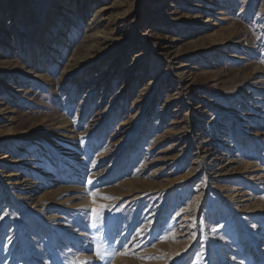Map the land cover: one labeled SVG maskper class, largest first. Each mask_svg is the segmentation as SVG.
<instances>
[{"label": "rangeland", "instance_id": "1", "mask_svg": "<svg viewBox=\"0 0 264 264\" xmlns=\"http://www.w3.org/2000/svg\"><path fill=\"white\" fill-rule=\"evenodd\" d=\"M87 2L0 0V264H264V0Z\"/></svg>", "mask_w": 264, "mask_h": 264}, {"label": "bare ground", "instance_id": "2", "mask_svg": "<svg viewBox=\"0 0 264 264\" xmlns=\"http://www.w3.org/2000/svg\"><path fill=\"white\" fill-rule=\"evenodd\" d=\"M100 0H88L87 4H85V9L82 10V8L80 9L79 13L81 14V16L84 15V13L89 14V18H88V22H87V30H88V37H89V43H88V48L87 51L85 53L86 59L88 58V56H91L94 52H97L98 50H100V45H101V40L102 39H106L108 38V36H106L105 32H106V25H105V14H104V9L105 7L103 5H99ZM13 4V3H11ZM14 9V8H13ZM9 10V9H8ZM7 11V10H6ZM2 12V10H1ZM11 20V19H10ZM113 21L112 19H110ZM13 21V20H12ZM12 21H10V23H12ZM115 22V21H114ZM13 25V24H12ZM11 24H9V26L7 27L8 31L10 33H16L15 32V28L14 26H12ZM112 30V29H110ZM114 30V29H113ZM110 32V31H109ZM17 35V34H16ZM110 37V36H109ZM72 42V41H71ZM76 43V42H75ZM74 46V45H73ZM77 47V46H76ZM74 49V48H73ZM72 50V49H71ZM75 52V51H73ZM79 52V51H78ZM74 56V55H72ZM83 57V58H84ZM92 57V56H91ZM85 59V58H84ZM84 59H81L79 57L75 58L71 57V62L69 64L70 68L67 70H64V73L61 74V80H65L66 78L69 77L70 73H73L74 71H72L71 69L75 68V67H82L84 64L87 63V60L85 61ZM41 147L40 143L35 141L33 143L32 148H39ZM58 149V143L54 142L50 149ZM69 155V154H68ZM29 190V189H28ZM64 190V189H63ZM254 231V230H253ZM258 231V230H257ZM256 231V232H257ZM260 233V232H259ZM262 237V236H261ZM238 245H236V243H234L233 245H231L229 247L230 250L227 251V254H232L237 250ZM249 253H254V255L256 254L257 256H259L260 254H262L264 252V250L261 248L260 245L252 243L247 250ZM244 248H243V253H242V257L245 258V260L247 259V257L249 256H244ZM231 257V256H230ZM260 257V256H259ZM254 258V256H253ZM251 259V258H250ZM232 259L229 260V262ZM248 261V260H247ZM254 263L257 261L256 258L253 259ZM259 263V262H258Z\"/></svg>", "mask_w": 264, "mask_h": 264}, {"label": "snow or ice", "instance_id": "3", "mask_svg": "<svg viewBox=\"0 0 264 264\" xmlns=\"http://www.w3.org/2000/svg\"><path fill=\"white\" fill-rule=\"evenodd\" d=\"M89 183H92L91 178L89 179ZM92 212H93V226H96L95 225V218H96V216L98 214V210L97 209H93ZM161 238L164 239L166 237H161ZM124 254L126 255L127 253H124ZM97 255H99V252L97 253ZM177 255H179V253H177ZM101 258H103V257H101ZM74 264H85V262H74Z\"/></svg>", "mask_w": 264, "mask_h": 264}]
</instances>
